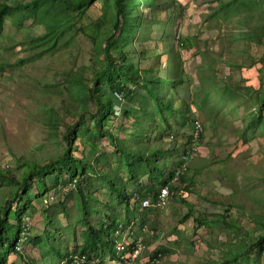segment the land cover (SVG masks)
Listing matches in <instances>:
<instances>
[{"label": "rangeland", "instance_id": "rangeland-1", "mask_svg": "<svg viewBox=\"0 0 264 264\" xmlns=\"http://www.w3.org/2000/svg\"><path fill=\"white\" fill-rule=\"evenodd\" d=\"M2 1L18 5L34 0H0ZM169 1L163 0V8L158 3L160 0L154 5H140L134 17L137 22V13L142 14V24L137 27L132 43L121 45L120 48L126 54H136L142 49L149 55L153 45H157L162 48V56L152 51V59L142 63L144 69L140 73L145 80H155L157 69L161 65L163 69H167L168 77L188 81L187 91L183 90L181 96L189 101H177L175 93H169V88L161 85L162 96L168 97L170 94L174 108L182 112L175 118V126L180 127L182 132L174 134L158 118L150 122V118L144 115V122L135 127L136 142H130L127 136L131 134L134 120L117 114L118 119L113 120V133L119 139L125 136L129 145L136 143L139 147L137 142H140L141 133L144 134L141 141L151 145L157 144L161 136L169 135L163 138L162 146L164 159L169 156L172 158V163H163L169 170L177 167L174 163L186 151L189 138L186 132L191 133V124L196 120L200 121L204 131L196 147L195 159L187 162V183L190 184L193 180L188 186L189 192L178 183L175 198L165 208L143 210L147 218L145 227L130 224L120 234L118 241L122 243L124 236L133 238V234H138L139 238H150L154 250H160L163 256V264H206L217 261L222 254L217 246L233 237V234H227L223 225L219 229H211L207 226L197 227L194 221L199 216L197 211L201 215H207V218H214L224 213L228 207L229 200H225L228 192L223 190L219 193L215 186L217 182L221 184V180L213 179L219 176L218 172L223 164L227 168V175H230V182L236 183L233 181L236 177V184L243 192L247 194L243 190L246 188L256 196L264 197V182L256 179V182L250 183L247 179L245 185L242 175L244 172L247 176L259 178L261 175L258 172L264 171V135L256 134L247 143L238 136L244 125V117L256 106L255 97L250 95L248 86L258 88L259 78L264 76V38L242 39L238 34L251 28L247 25L261 23L257 17L264 0H247L245 5H241L233 13L216 10L222 0H174V5L168 6ZM253 1L257 3L256 7L253 6ZM93 6L95 7L88 10L86 18H76L77 29L74 27L59 39L52 50L45 52L33 48L34 41L46 33L47 14L43 8L38 7L32 14L26 9L15 10L6 18L0 32V64L3 67L0 69V167L20 169L21 161L35 160L41 164L50 161L57 156L66 127L78 121L79 117L71 114L75 107L70 96L78 82L90 85L92 71L100 69L101 64H104L101 63V39L112 31V0H97ZM21 12L26 16L25 19L21 18ZM170 17L171 23H168ZM182 37L191 38L194 41L193 48L180 47L178 39ZM105 41L104 38V44ZM146 83L152 91L158 93L156 83ZM139 85H132V90L135 87L141 89ZM225 88L236 89L234 98L224 97ZM136 92L137 98H140L139 91ZM208 94L215 97L209 104L205 101ZM139 106L137 104L136 109ZM45 109L54 110L60 116L61 120L56 122L57 128L44 122L42 115L46 114ZM85 126L92 129L91 118H86ZM81 132L84 130L81 129ZM98 147L100 154L107 158L106 170L118 168L117 158L108 140L102 137ZM145 151L144 155L149 158L150 152L156 153L157 150L148 148ZM244 158L253 161L254 165L242 163ZM138 173L144 174L145 168L139 167ZM119 174L124 179L128 178L120 166ZM86 188L88 193L97 194L99 203L95 206L107 211V217L92 215L95 228H100L104 221L109 223L110 220L111 223L116 217V208L112 207L113 203L109 204L112 198L105 185L93 177ZM54 189L50 192L53 190L52 193H58ZM241 190L238 194L240 200L249 205L246 197L241 195ZM73 192L71 190L67 195H62V198H59L60 195L55 196L59 199L55 198V202L46 210L61 222L59 228L62 236L57 238L61 240L62 251L67 252H73L83 243L81 233L84 229L80 224L74 223L78 207ZM8 194L9 190L0 186V202ZM180 198H187V201L197 207L183 225H180V220L189 211ZM35 203L38 204L36 201ZM45 204L43 202V206ZM258 206L264 210V205ZM13 208L17 210L19 206L14 204ZM123 214L124 211L120 210L117 215L121 217ZM227 217L245 228L252 227V222L236 215L235 209ZM24 221L31 227V233L15 264H39L42 253L40 247L33 244L32 238L41 235L48 228L47 221L44 220V214L39 212L32 217L26 215ZM151 231H154V235L150 237ZM109 259V252H106L103 257L93 260V264H111ZM256 264H264V254L257 259Z\"/></svg>", "mask_w": 264, "mask_h": 264}, {"label": "trees", "instance_id": "trees-1", "mask_svg": "<svg viewBox=\"0 0 264 264\" xmlns=\"http://www.w3.org/2000/svg\"><path fill=\"white\" fill-rule=\"evenodd\" d=\"M96 1L34 0L30 3L18 5H10L2 1L0 2V32L3 30L6 18L15 10L26 9L29 14H32L38 7H41L47 14L46 33L34 41L33 48L42 49L43 52L49 51L54 48L59 39L64 37L66 33L72 31L74 27L77 29L76 18H86L88 10L95 7L93 5H95ZM156 1L112 0L114 9L112 31L101 39V42H103L101 63L104 64H101L100 69L92 71L93 76L90 79V85L78 82L74 93L70 96L75 109L73 113L69 110L66 111L78 116L79 119L75 124L66 127L57 156L42 164L35 160L21 161L20 169L0 167V186L9 190L7 197L5 196L0 202V264H15V261L18 260L17 258L21 257V253L16 250V246L20 241L24 246L31 233V227L24 221V217L26 215L32 217L36 212L44 214V220L47 221L48 226L41 235L32 238L34 239L32 241L33 244L40 247V252L42 253V256H40L41 263L39 264H72L75 256L80 259L84 258L82 264H93V260L97 257L98 259L103 257L106 252H109L111 264H115L113 260L116 257V244L119 242L118 237L121 236L120 234L124 233L133 221H137V225L140 228H144L147 218L146 213L142 211L154 209V207L143 209L141 202L148 199L151 204H154L160 194V189L173 180L177 167L183 164V160L179 158L174 163L177 166L176 168H169L168 170L163 166L164 162L166 164L172 163L170 156L166 160L164 159V150L162 148L163 138L169 136L167 134L161 136L157 144L151 145L141 141L144 135L141 133L140 142H137L140 147L136 143L129 145L130 142H136L135 127L138 123L142 124L144 122V115L150 118V122L158 118L174 134L181 131L180 127L175 126V118L182 112L174 108L173 98L170 97V94L168 97L162 96V84L169 88V93L173 95L175 93L177 101H189L181 96L183 90L187 91L188 81L182 78L174 80L168 77L167 69H163L161 65L157 69L155 80H152V78L145 80L140 73L144 69L142 63L152 59L154 56L151 54L152 51V53H159V56H162L161 47L153 45L149 55L145 54L142 49L136 54H126L120 48L121 45L126 46L127 43H132L137 27L142 24L143 16L140 13H137L139 19L136 22L134 17L136 9L139 11L140 5L144 3L154 5ZM246 1L222 0V2L218 3L216 10L224 13H233L241 5H245ZM174 2V0H170L167 5L173 6ZM158 3L163 8V0ZM252 4L254 7L257 6L255 1ZM21 15L22 19L26 18L22 12ZM257 19L261 23L255 26L247 25L251 28H248L247 31H240L238 34L240 36L238 37L242 39L253 37L257 40L264 38V1L260 5ZM168 23H171V17ZM169 35L170 33L168 37ZM104 38L106 40L105 44ZM178 42L180 47L184 49L186 47L193 48L194 46V41L189 37L179 38ZM1 68L3 67L0 64ZM212 70L215 71L214 69ZM148 81L156 83L158 93L151 90L146 83ZM259 83L258 88L248 86L251 91L250 95L255 97L256 106L244 117L242 131L238 134L239 139L246 143L256 134L264 135V76L259 78ZM135 84H140L139 87L141 89L135 87L133 91L132 85ZM137 90L141 96L140 98H137ZM235 91L236 89L234 88H225L224 95L226 96L224 97L231 96V99L234 98ZM150 100H152V103ZM214 100L215 97L212 94H208L205 101L209 104V102ZM137 104L140 106L136 109ZM148 108L151 109L148 111ZM45 110L46 114L42 115L44 122L57 128L56 122L59 119L61 120L60 116L54 110ZM117 114L122 115V117L133 118L134 120L131 126V134L129 133L130 135L127 136L130 142H127L125 136L119 139L113 133V120L118 119L119 115L117 116ZM45 117L48 119H45ZM87 117L92 120L91 130L85 126ZM185 117L187 118L186 115ZM193 125L194 122L191 124V132ZM81 129L84 130L83 133ZM186 135L189 136L185 147L188 150L193 144L192 134L187 131ZM102 137L108 140L109 146H112L113 153L117 158L118 168L106 170L107 158L100 154L98 147ZM148 148L157 150L156 153L150 152L149 158L144 155L145 150H148ZM242 163L254 165V162L247 158H244ZM119 166L123 169V173H126L127 179H124L123 176L120 177ZM139 167L145 168L144 174L138 173ZM219 171V176L217 178L213 177V179L221 180V184L217 182L215 186L219 193H222L223 190L228 192V195L225 196V200H229L228 207L224 210V213L214 218H207V215H201L197 211L199 216L194 221L197 227L207 226L211 229H219L223 225L227 234H233V237L231 239L230 237L227 238L226 242L217 246L222 252L219 259L213 262H206V264H256L257 259L264 254V210L258 206L264 205V197L261 195L256 196L251 190L248 191L246 188L243 190L247 194L243 192L236 184L238 183L236 177L233 179L236 183L230 182L228 180L230 175H227L228 171L224 164ZM197 173L198 171L195 172L196 175ZM185 174L180 178L179 183L189 192L190 187L188 188V186L193 180L188 184L187 174ZM258 174L261 175L258 176L259 178H253L243 172L244 184L246 185L247 179L250 183L256 182V179L264 182V171H259ZM93 177L102 181L105 185L112 198V202L109 204L113 203L114 206L112 207L116 208L115 219L111 223L110 220L109 223L104 221L98 229L95 228L96 224L92 222V215H104L107 217V211L95 206L99 203L97 194L88 193L86 187ZM74 182V188L63 191L65 187ZM158 184H160V187ZM130 186L132 187L130 188ZM52 188H55L54 190H57L58 193H52L53 190L50 192ZM239 189L242 191L241 195H244L248 200L249 205L240 200ZM71 190H74L72 194L76 197L75 204L78 207L74 223L80 224L84 230L81 233L82 245L78 249L73 250V252H67L62 251L60 247L61 240L57 238L62 236L59 228L61 222L59 219L53 218L51 214L49 215V211L46 212V210L55 202V198L58 195H60L59 198H62V195H67ZM175 195L172 199L175 198ZM59 198H56V200ZM132 200H134V203H132ZM35 201L42 206H38ZM45 201L47 202L43 206ZM180 201L186 205L189 211L180 220V225H183L197 207L187 201V198H180ZM14 204H17L19 209L15 210L13 208ZM118 205L119 208H117ZM42 207L46 209L43 210ZM233 209L236 210V215L246 217L251 221L252 227L245 228L241 223L229 220L227 214ZM120 210L124 211L121 217L117 215ZM65 215H67V211H65ZM137 235L133 234V238L129 236L131 238L129 241L124 240L126 246H129L128 248L132 247L136 239L139 238ZM143 240L147 247L146 238ZM158 253H161L160 250L155 251L151 255L154 256ZM28 264L34 263L28 262Z\"/></svg>", "mask_w": 264, "mask_h": 264}, {"label": "built area", "instance_id": "built-area-1", "mask_svg": "<svg viewBox=\"0 0 264 264\" xmlns=\"http://www.w3.org/2000/svg\"><path fill=\"white\" fill-rule=\"evenodd\" d=\"M203 127L200 121L196 120L193 125L192 129V146L190 149L183 152L181 156V160H183V164L179 166L176 169L175 176L173 180L166 186L160 189V194L157 197L154 204H151V202L146 199L141 202V207L144 208H150L154 207L156 209H163L165 208L170 200L173 198V196L176 194L175 190L177 188L178 183L180 182V178L185 174L187 171V165L188 161L193 160L196 155V147L198 145V142L201 139V136L203 134ZM76 182V181H75ZM74 183H70L68 187H65L63 191H67L70 188H74ZM173 188V189H172ZM47 201H45L46 203ZM150 235H154V231L150 232ZM125 237V236H124ZM129 246L124 243L118 242L116 244V257L113 260V263L115 264H162L163 256L161 253H158L156 255H146L144 257V254L147 252V247L144 243V240L142 238L136 239L134 242V245L130 248ZM16 250L21 252L23 250L22 242H18L16 246ZM84 258L80 259L78 256L74 257L72 264H82Z\"/></svg>", "mask_w": 264, "mask_h": 264}, {"label": "crops", "instance_id": "crops-1", "mask_svg": "<svg viewBox=\"0 0 264 264\" xmlns=\"http://www.w3.org/2000/svg\"><path fill=\"white\" fill-rule=\"evenodd\" d=\"M195 159V158H194ZM193 159V160H194ZM191 168H193V166H191ZM171 200H173V199H171ZM135 224H137V221H135V223L134 222H132V225H135ZM131 225V226H132ZM138 226V225H137ZM135 235H137V234H135ZM127 241H129L131 238L130 237H124ZM124 239V240H125ZM144 239V238H143ZM123 240V241H124ZM146 242H147V252H146V254H144V257H146V255H151V254H153L154 253V245H153V243H151V241H150V238L149 237H146ZM164 261V260H163Z\"/></svg>", "mask_w": 264, "mask_h": 264}, {"label": "clouds", "instance_id": "clouds-1", "mask_svg": "<svg viewBox=\"0 0 264 264\" xmlns=\"http://www.w3.org/2000/svg\"><path fill=\"white\" fill-rule=\"evenodd\" d=\"M177 189V188H176ZM162 262H163V260H162ZM163 264V263H162Z\"/></svg>", "mask_w": 264, "mask_h": 264}]
</instances>
